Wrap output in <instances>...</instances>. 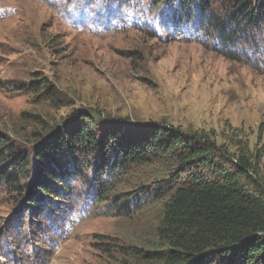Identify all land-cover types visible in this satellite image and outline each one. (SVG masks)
<instances>
[{
	"label": "rangeland",
	"instance_id": "1",
	"mask_svg": "<svg viewBox=\"0 0 264 264\" xmlns=\"http://www.w3.org/2000/svg\"><path fill=\"white\" fill-rule=\"evenodd\" d=\"M262 9L264 0H0V134L34 173L46 147L90 125L81 115L101 138L179 130L214 142L225 166L243 159L264 187ZM244 10L253 22L241 23ZM84 152L65 198L40 197L35 214L19 201L36 192L34 178L13 189L0 180V264H154L138 255L157 238L170 158L117 171L101 202L99 178L113 172ZM127 198L129 211L118 208Z\"/></svg>",
	"mask_w": 264,
	"mask_h": 264
},
{
	"label": "trees",
	"instance_id": "2",
	"mask_svg": "<svg viewBox=\"0 0 264 264\" xmlns=\"http://www.w3.org/2000/svg\"><path fill=\"white\" fill-rule=\"evenodd\" d=\"M238 16L242 24L255 19L250 10ZM214 26L226 41L230 38L223 22L217 20ZM79 120L90 125L81 124L75 137L63 136L46 147L34 158L40 159L34 173L30 170L33 158L17 155L14 144L0 134V165L5 163L0 169V180L12 189L28 186L22 184L23 175L36 181V192L19 199L28 209L26 213L35 214L40 197L48 193L54 192L56 201L65 198L64 191L70 190V167L83 164L76 156L84 151L102 154L104 172H113L111 177L99 178L101 202L107 200L113 177L122 169L149 163L153 157H169L171 179L160 183L155 193L157 200L166 196L157 238L152 249L138 258L154 264H264V187L254 179L247 162L241 159L239 164L225 166L217 160L214 142L179 130L150 129L129 135L114 129L101 138L91 115H81ZM138 199L132 202L142 205L146 201ZM128 200L118 204V208L129 211Z\"/></svg>",
	"mask_w": 264,
	"mask_h": 264
}]
</instances>
